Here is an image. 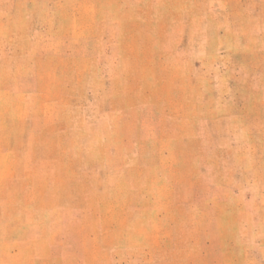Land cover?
Masks as SVG:
<instances>
[{"label":"rangeland","instance_id":"obj_1","mask_svg":"<svg viewBox=\"0 0 264 264\" xmlns=\"http://www.w3.org/2000/svg\"><path fill=\"white\" fill-rule=\"evenodd\" d=\"M0 264H264V0H0Z\"/></svg>","mask_w":264,"mask_h":264}]
</instances>
